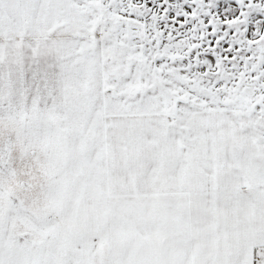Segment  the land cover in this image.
Instances as JSON below:
<instances>
[{
	"label": "snow or ice",
	"instance_id": "6c2138e0",
	"mask_svg": "<svg viewBox=\"0 0 264 264\" xmlns=\"http://www.w3.org/2000/svg\"><path fill=\"white\" fill-rule=\"evenodd\" d=\"M0 264H264V0H0Z\"/></svg>",
	"mask_w": 264,
	"mask_h": 264
}]
</instances>
